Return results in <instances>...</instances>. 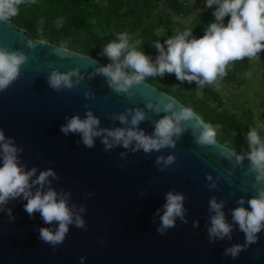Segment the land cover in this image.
Returning <instances> with one entry per match:
<instances>
[{
    "label": "water",
    "instance_id": "water-1",
    "mask_svg": "<svg viewBox=\"0 0 264 264\" xmlns=\"http://www.w3.org/2000/svg\"><path fill=\"white\" fill-rule=\"evenodd\" d=\"M29 40L36 43L34 49L28 47ZM0 46L28 57L19 78L0 92V128L15 138L18 147L23 146L20 163L27 169L51 168L56 173L52 188L68 195L69 206L75 205L85 223V228L69 225L64 242L54 250L39 239V229L55 225L44 224L39 213L30 217L24 210L26 200H9L0 211V264H264V231L235 259L224 252L245 241L237 225L230 240L210 243L207 232L210 198L224 201L225 218L232 223L231 210L238 206L237 200L256 194L249 160L242 158L237 164L236 153L219 142L199 146L190 127L175 140L174 148L150 154L132 151L134 145L105 151L102 137L87 148L79 134L65 135L60 130L66 118L79 115L83 119L86 111L99 119L100 128L128 127L111 117L123 114L130 121L129 110L134 113L138 108L146 115L139 128L150 135L153 122L165 113L149 109V102L155 105L164 98L177 107L184 104L145 80L133 86L131 98L117 94L96 72L107 63L69 48L71 58L61 59L52 54L56 44H40L11 22L0 23ZM53 68L61 72L75 68L81 79L71 90L57 92L47 81ZM221 151H227L231 159ZM169 155L175 163L161 171L163 165L155 160ZM213 182L217 187L210 190L208 184ZM168 191L184 194L187 223L177 219L176 226L162 235L157 232V210L162 214Z\"/></svg>",
    "mask_w": 264,
    "mask_h": 264
},
{
    "label": "clouds",
    "instance_id": "clouds-1",
    "mask_svg": "<svg viewBox=\"0 0 264 264\" xmlns=\"http://www.w3.org/2000/svg\"><path fill=\"white\" fill-rule=\"evenodd\" d=\"M23 3L25 0H0V23L10 22L16 17L19 6ZM213 5H216L213 12L215 19L206 27L203 36L194 37L191 31L185 30L177 31L163 42L157 41L154 45L158 52L155 63L142 50H138L142 43L140 40L133 41L127 32L117 33L116 39L109 41L103 48V54L111 63L98 67L96 72L106 78L113 92L126 94L129 98L134 95L131 90L133 86L140 84L146 76L162 77L166 73H174L177 80L189 83L194 81L201 88L215 84L218 79L227 75L230 64L246 57L254 59L264 51V0H206L207 7L211 8ZM226 16L229 19L225 24ZM38 42L46 44L47 41L40 38ZM28 47L34 49L36 43L29 40ZM51 51L61 59L71 58L73 54L68 51L66 43L53 47ZM27 61L28 57L22 51H10L7 47L0 46V92L6 91L19 78L22 66ZM124 69H131L133 74L128 75ZM72 77H77V80L74 82ZM79 79L81 77L75 68L69 72L53 68L47 76L49 86L57 92L71 90L79 83ZM86 98L94 97L86 94ZM147 107L157 114L161 111L165 113L162 118L153 122L154 129L150 135L139 128L146 115L138 108L134 113L129 110L130 121L123 114L111 117L123 125H129L128 127L100 128L99 119L91 111H86L83 119L79 115L66 118L60 130L65 135L79 134L87 148L94 147L95 138L102 137L105 151L114 146L128 149L134 145V152H160L164 148H174L175 140L189 127L199 146L217 144L216 128L205 123L191 107H177L174 101L168 99L166 102L164 98L155 105L149 102ZM246 139L249 146L247 158L250 161L248 172L254 177L252 187L256 194L247 200L244 197L237 200L238 206L231 210L232 223L225 218L224 201H217L212 197L208 205L210 216L207 232L210 243L217 239L230 240L233 225H237L238 230L244 234L245 241L242 245L234 244L225 249L224 255L233 259L256 243L258 234L264 231V139L257 127L249 128ZM23 150L22 145L17 146L14 137L6 136L0 128V211L9 200H26L24 210L30 217L39 213L44 224L55 225L54 228L39 229V239L55 250L57 245L64 242L69 225L85 228V223L76 214L75 205L69 206L68 195L52 188L51 180L58 177L51 168L42 171L35 167L27 169L20 163L19 153ZM221 155L231 159L227 151H221ZM241 159L237 156L236 163H240ZM174 163L173 155L166 158L158 156L155 160L156 165H163L161 171ZM206 179L211 181L212 176L208 175ZM216 187L215 182L208 184L210 190ZM184 200L183 193H166L162 214L157 210L160 215L158 233L163 235L168 229L174 228L177 219L187 223ZM79 211L83 212L84 208L81 207ZM9 216L11 217L10 210Z\"/></svg>",
    "mask_w": 264,
    "mask_h": 264
},
{
    "label": "trees",
    "instance_id": "trees-1",
    "mask_svg": "<svg viewBox=\"0 0 264 264\" xmlns=\"http://www.w3.org/2000/svg\"><path fill=\"white\" fill-rule=\"evenodd\" d=\"M215 8L216 5L207 7L206 0H25L10 22L35 39L44 38L56 45L66 43L69 49L107 64L111 61L103 54L104 45L116 39L117 33L127 32L133 41L142 42L138 50L155 63L157 41L163 42L177 31L185 30L194 37L203 36L209 23L214 22ZM228 19L226 16L225 24ZM261 53L257 112L241 104L235 110H228L223 106L221 88L210 85L201 88L194 81L181 82L174 73L146 76L143 80L191 107L205 123L216 128L217 142L249 160L246 139L249 128L257 127L264 139V51ZM249 68V58L235 61L219 81L224 87H237L245 81ZM124 71L133 74L131 69Z\"/></svg>",
    "mask_w": 264,
    "mask_h": 264
},
{
    "label": "rangeland",
    "instance_id": "rangeland-1",
    "mask_svg": "<svg viewBox=\"0 0 264 264\" xmlns=\"http://www.w3.org/2000/svg\"><path fill=\"white\" fill-rule=\"evenodd\" d=\"M261 57H263L262 53L258 54L256 58L250 59V68L245 75V81L241 85L233 88L224 87L219 79L215 84L210 85L221 88L220 95L223 100V106L226 109L235 110L238 104L250 106L254 111L258 109L257 99L259 94V79L261 78ZM254 121L255 124H257L258 118L256 114L254 116ZM239 140L240 143L243 142V140Z\"/></svg>",
    "mask_w": 264,
    "mask_h": 264
}]
</instances>
